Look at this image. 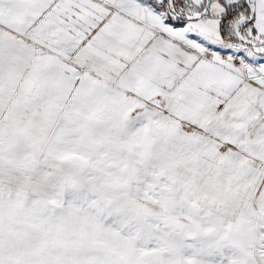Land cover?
I'll return each instance as SVG.
<instances>
[{
  "label": "snow or ice",
  "instance_id": "6c2138e0",
  "mask_svg": "<svg viewBox=\"0 0 264 264\" xmlns=\"http://www.w3.org/2000/svg\"><path fill=\"white\" fill-rule=\"evenodd\" d=\"M0 264H264V0H0Z\"/></svg>",
  "mask_w": 264,
  "mask_h": 264
}]
</instances>
